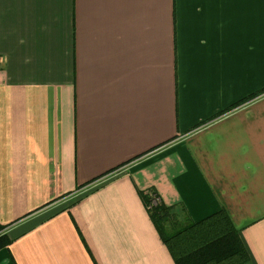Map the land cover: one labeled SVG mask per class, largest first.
Here are the masks:
<instances>
[{
  "label": "crops",
  "instance_id": "obj_1",
  "mask_svg": "<svg viewBox=\"0 0 264 264\" xmlns=\"http://www.w3.org/2000/svg\"><path fill=\"white\" fill-rule=\"evenodd\" d=\"M262 88L264 0H0V264H175L149 189L264 264Z\"/></svg>",
  "mask_w": 264,
  "mask_h": 264
},
{
  "label": "trees",
  "instance_id": "obj_2",
  "mask_svg": "<svg viewBox=\"0 0 264 264\" xmlns=\"http://www.w3.org/2000/svg\"><path fill=\"white\" fill-rule=\"evenodd\" d=\"M263 92L264 88L235 105ZM232 107L218 112L214 117ZM153 195L157 196L153 189L140 192L149 218L175 264H253L239 231L225 210H218L194 221L189 218L182 204L166 205L160 200L148 207ZM6 226L0 224V249L11 243L4 232Z\"/></svg>",
  "mask_w": 264,
  "mask_h": 264
},
{
  "label": "built area",
  "instance_id": "obj_3",
  "mask_svg": "<svg viewBox=\"0 0 264 264\" xmlns=\"http://www.w3.org/2000/svg\"><path fill=\"white\" fill-rule=\"evenodd\" d=\"M159 200V198L155 195H153L150 199V203L147 205L148 207H151L152 204H156Z\"/></svg>",
  "mask_w": 264,
  "mask_h": 264
},
{
  "label": "rangeland",
  "instance_id": "obj_4",
  "mask_svg": "<svg viewBox=\"0 0 264 264\" xmlns=\"http://www.w3.org/2000/svg\"><path fill=\"white\" fill-rule=\"evenodd\" d=\"M152 205H154V204H152ZM152 205H151V206H152Z\"/></svg>",
  "mask_w": 264,
  "mask_h": 264
}]
</instances>
